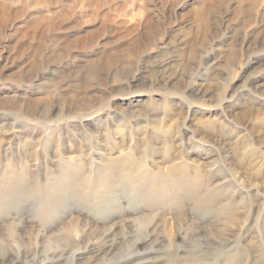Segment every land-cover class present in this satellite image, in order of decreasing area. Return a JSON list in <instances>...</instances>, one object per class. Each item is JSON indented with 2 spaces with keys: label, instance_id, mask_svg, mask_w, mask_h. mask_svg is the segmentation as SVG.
Here are the masks:
<instances>
[{
  "label": "rangeland",
  "instance_id": "obj_1",
  "mask_svg": "<svg viewBox=\"0 0 264 264\" xmlns=\"http://www.w3.org/2000/svg\"><path fill=\"white\" fill-rule=\"evenodd\" d=\"M0 264H264V0H0Z\"/></svg>",
  "mask_w": 264,
  "mask_h": 264
}]
</instances>
